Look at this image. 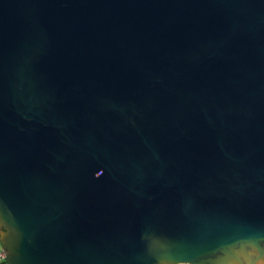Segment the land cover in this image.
<instances>
[{"label":"water","instance_id":"95a60500","mask_svg":"<svg viewBox=\"0 0 264 264\" xmlns=\"http://www.w3.org/2000/svg\"><path fill=\"white\" fill-rule=\"evenodd\" d=\"M7 264H264V0H0Z\"/></svg>","mask_w":264,"mask_h":264},{"label":"built area","instance_id":"2783aa9c","mask_svg":"<svg viewBox=\"0 0 264 264\" xmlns=\"http://www.w3.org/2000/svg\"><path fill=\"white\" fill-rule=\"evenodd\" d=\"M0 264H7L5 259V253L0 246Z\"/></svg>","mask_w":264,"mask_h":264}]
</instances>
